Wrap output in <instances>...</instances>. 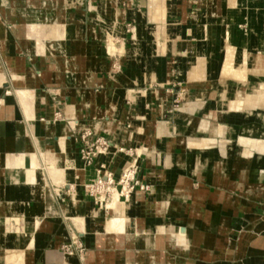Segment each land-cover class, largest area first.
Returning a JSON list of instances; mask_svg holds the SVG:
<instances>
[{
    "label": "crops",
    "instance_id": "0c3cea01",
    "mask_svg": "<svg viewBox=\"0 0 264 264\" xmlns=\"http://www.w3.org/2000/svg\"><path fill=\"white\" fill-rule=\"evenodd\" d=\"M227 47L244 82L222 71ZM263 65L264 0H0V264H264V222L238 238L232 218L238 193L264 197L232 151L264 109L226 119L241 130L224 167L178 132L201 99L252 93ZM99 158L114 180L134 161L145 190L101 210L83 187ZM74 235L84 251L66 259Z\"/></svg>",
    "mask_w": 264,
    "mask_h": 264
},
{
    "label": "rangeland",
    "instance_id": "374dc122",
    "mask_svg": "<svg viewBox=\"0 0 264 264\" xmlns=\"http://www.w3.org/2000/svg\"><path fill=\"white\" fill-rule=\"evenodd\" d=\"M229 49H230V47H227V51H229ZM228 53L229 52H227V55L225 57L226 60H224V63H223V69H222L223 73L230 74V72H233L236 79L244 82L245 77L243 78L242 75L245 76V72L242 73L241 68L238 69L239 72L236 70V68L234 67V65L231 61V55ZM113 70H116V69L112 68V72H113ZM240 74H241V76H240ZM260 84L264 85V81H262ZM252 93L256 94V95H260V97H263L264 86L262 88L259 86L256 87ZM246 95H247V92H244L242 89H240L239 91H236L234 94H232L231 97L228 95L229 96L228 99H222L220 101L218 99V97L216 98L214 94H211L206 99V104H203V100L201 99L196 104L190 105V107L182 113L184 124L183 125L181 124V126L179 127V130H178L179 133L185 134V139H186V143H188V147L191 150H196L197 152H201V153L206 152L207 158L212 159V161L215 159L218 160L217 166L224 167L225 165H222V162H225L226 164L228 163L227 158H228V155L230 154L229 152H231V145L232 144L226 142V145L224 146L219 141V140H221L220 137H222V136H218V135L213 136V135H215L214 132L213 133L212 132L205 133V134L199 133V128L201 126V123H203V122H213L215 126H217V124H220V125L226 126V127L233 126L238 132H240L241 128H244L248 123H245L243 125V127H241L238 130L237 126L229 123L231 121H227L226 119H229L231 116H233L235 113H237L236 114L237 120H241V118H244V120H245V119H248V117L250 115H252V113L254 112L253 111L254 107L259 108L260 110L264 109L263 107H261L262 104L264 105V100H261V102H258V103L255 102L254 106L251 109H246L244 107L245 106L244 100L246 99ZM176 99H178V100L171 102L173 107H177L179 104H181L183 102V99H180V97H177ZM184 101H186V99ZM220 102L223 104H220ZM260 113L261 112L256 113L257 117H255V118H257L258 120H261V118H263L262 116L258 115ZM250 118L252 119V122H253L254 117H250ZM247 121H249V120H247ZM241 122H245V121H241ZM260 128H262V126ZM195 134H197V135H195ZM189 137H192V140H188ZM101 138L102 137H98L92 143L87 144L88 146H90L92 151H95V155L93 156V158L100 155V153H104L103 151L106 150L107 144L102 143L103 141H100ZM204 139H210V140H213V142L215 141L214 142L215 144L211 145L212 148L209 147L210 150H208V151H207V149H202L199 146V144L201 142H203ZM181 142H182V140L178 141L177 144L181 145ZM100 146L105 147V148L101 149ZM222 148H224L225 151L229 150V152H225V151L223 152ZM232 151L233 152L238 151L240 162L242 164H245V160L249 161L251 159L250 165L253 164V166H255L256 171L260 168L261 165L264 164V162L254 164V161H255L254 155L251 157L241 156L238 144L232 145ZM251 151H253V153H257L256 149H252ZM241 154H243V153H241ZM241 158H244V159H241ZM199 159H202V157L200 155L198 157V160ZM102 161H103V159L99 158V161L97 164L98 169L96 170V174H95L94 179L91 182L85 183V185H83L84 192L87 195H89V194L93 195V193H95V192H100V193L105 192L107 195L105 201L107 202L109 200L108 199L109 195H110L111 199H110L109 203H106V202L102 203L101 202L102 197H99L100 200H98V201L100 202V205L103 207L101 210L105 209V207H106L107 209H110L111 211H117L118 210L117 203L120 202V204H121V202H126V201H124V199H127L132 193L129 194V192L127 190H120L119 187L112 189L110 194L108 191H106V187L108 185L112 184V182L114 180H113L111 172L106 170V168H105L106 165H104V163ZM92 162L93 161L91 160L90 163L86 164V165L89 166L92 164ZM129 163L130 164L127 163V165L122 169L120 176L118 178L119 182H121V183L124 182L123 184H127L129 182V180H128V182H126L125 178L130 179V177L133 175V171L130 169L131 164L133 166L136 165V163H134V161H130ZM263 167H264V165H263ZM104 172L106 173V178H104L105 180L103 179V177H105V176H102L101 178L99 177V174H102ZM263 174H264V172H262L261 177H260V175H258V173L255 174V176H257V178H258V181H257L258 183L264 177ZM245 177H246V175H245ZM240 180H244V177L241 178ZM103 182H110V183H103ZM257 182H254V183L257 186H259L260 184H257ZM238 190H240V188ZM115 195H118V197L116 198ZM238 197H239L240 203L245 202L244 207L239 206V209H238V213L240 215L243 214L244 216L243 217H232V218H237L240 220L239 221L240 222V226H239L240 228H239L238 235H237V237L240 238L241 235L245 231L251 230L253 225H255L257 223H263L264 222V197L263 196L252 197V196H249V195H246L243 193H239ZM113 204H115V205H113ZM98 214L101 215L102 212L101 213L99 212ZM67 224H70V223L68 222ZM258 235H259V237L264 238V230L260 231V233H258ZM79 244L81 246H79ZM235 245H236L235 246V248H236L235 251H236L237 245H238L237 242ZM73 248H75V249L77 248V252L79 255L84 251V245L80 242L79 239L75 243H73V241H71V239H70L68 242H65L62 245V250L65 252V255L67 256L66 259H69L70 257H72L76 254V251L72 250ZM259 254H261V253L256 252L254 255L259 256ZM16 255L18 257V254H16ZM249 255H250V253H249ZM9 257L11 258L12 255H9ZM249 257L250 256L247 257V255L245 254L244 256H239V257L234 256L232 259L234 260V264H236V263L246 264V263L252 262V258L250 257V259H249ZM237 258H239V259H237Z\"/></svg>",
    "mask_w": 264,
    "mask_h": 264
},
{
    "label": "bare ground",
    "instance_id": "6f19581e",
    "mask_svg": "<svg viewBox=\"0 0 264 264\" xmlns=\"http://www.w3.org/2000/svg\"><path fill=\"white\" fill-rule=\"evenodd\" d=\"M229 32H230L229 30H226L225 31V33H226L225 38L227 40H229V34H230ZM240 42H241V40H240ZM227 52H229V51H226V53ZM259 59H263V58H259ZM224 60H226V59H224ZM240 68L242 69V73H244L245 72L244 71L245 69L243 67H240ZM240 76H241V74H240ZM242 76H243V78L245 77L244 75H242ZM258 86L262 88L264 85L263 84H259ZM261 100H264V95H263V97H260V95H256V94H253V93H249V94L246 95V99L244 100L245 101L244 102L245 103L244 104L245 105L244 107L246 109H251L254 106L255 102L258 103V102H261ZM261 107L264 108V105L262 104ZM263 120H264V115H263ZM251 125L242 128V131L237 136L235 142L239 145V151H240V155L241 156H243V157H251V156L254 155V160H255L254 161V164H257V163H260V162L263 163L264 162V159H263L264 158V128H260V126L257 123H253ZM210 132H212V133L214 132L215 135H213V136H217V135L218 136H222V137H220L221 140H219V141L224 146L226 145V142L227 143H231L232 142V141H230V139H231L230 138L231 137V133L233 132V129L231 128V126L226 127V126H222L220 124H217V126H215L214 123H210V122H203V123H201V126L199 128V133H204L205 134V133H210ZM189 140H192V138H189ZM214 142H213V140H210V139H204L203 142H201L199 144V146H200V148L207 149V151H208V150H210L209 147H211V145L215 144ZM252 149H256L257 150V153H253V151H251ZM222 151L223 152L225 151L224 148H222ZM225 152H229V150H227ZM241 153H243V154H241ZM222 165H225L226 166L227 164L225 162H222ZM263 165H261L260 168L257 171L255 170V173H258V175H260V177L262 176V172H264ZM240 176H242V175H240ZM115 197L117 198L118 195H115ZM113 205H115V204H113ZM8 258L10 259L9 256H7V259Z\"/></svg>",
    "mask_w": 264,
    "mask_h": 264
},
{
    "label": "water",
    "instance_id": "95a60500",
    "mask_svg": "<svg viewBox=\"0 0 264 264\" xmlns=\"http://www.w3.org/2000/svg\"><path fill=\"white\" fill-rule=\"evenodd\" d=\"M94 158H92V160H93ZM82 160V159H81ZM83 162V164L84 165H86L85 163H84V161H82ZM87 166V165H86ZM130 169L133 171V175L130 177V179H129V182L127 183V184H123V183H121V182H119V180L118 179H113L114 181L112 182V184H110V185H108L107 187H106V191H108L109 192V194H110V192H111V190L112 189H115L116 188V185H118V187H119V189L120 190H127L128 192H129V194H131V193H135L137 190H145L144 189V187H142V185L139 183V177H138V168H137V166L136 165H132L131 164V167H130ZM102 176H105V177H103V179L104 178H106V173L104 172V173H102V174H99V177L101 178ZM244 178H245V175H244ZM105 180V179H104ZM240 190H237V193L239 192ZM238 195H239V193H238ZM89 196L93 199V200H100V198L99 197H102V200H101V202H106L105 200H106V193L105 192H102V193H100V192H95V193H93V195L92 194H89ZM108 199L110 200L111 199V197H110V195H109V197H108ZM78 241V237L76 236V235H74V242L73 243H75V242H77ZM73 250H75V248H73ZM76 251V250H75ZM255 262V261H254ZM255 264V263H254Z\"/></svg>",
    "mask_w": 264,
    "mask_h": 264
},
{
    "label": "built area",
    "instance_id": "2783aa9c",
    "mask_svg": "<svg viewBox=\"0 0 264 264\" xmlns=\"http://www.w3.org/2000/svg\"><path fill=\"white\" fill-rule=\"evenodd\" d=\"M100 141H103L102 143H106L103 139H100ZM102 148H105V147H101V149ZM94 155H95V151H92L90 146H88V145L84 146L80 150V158L82 159V161H84L85 164H89ZM125 180H126V182H128L129 178H125ZM103 183H110V182H103ZM79 246H81V245L79 244ZM75 250L77 251V248Z\"/></svg>",
    "mask_w": 264,
    "mask_h": 264
}]
</instances>
